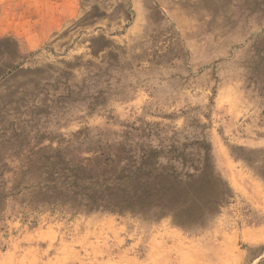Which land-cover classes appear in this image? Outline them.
I'll return each mask as SVG.
<instances>
[{
	"label": "rangeland",
	"instance_id": "obj_1",
	"mask_svg": "<svg viewBox=\"0 0 264 264\" xmlns=\"http://www.w3.org/2000/svg\"><path fill=\"white\" fill-rule=\"evenodd\" d=\"M0 264H264V0H0Z\"/></svg>",
	"mask_w": 264,
	"mask_h": 264
}]
</instances>
